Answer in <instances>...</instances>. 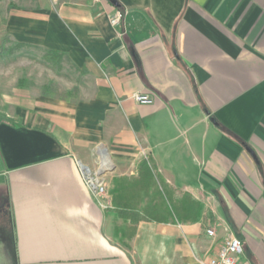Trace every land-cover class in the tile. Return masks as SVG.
Segmentation results:
<instances>
[{"label": "crops", "instance_id": "crops-1", "mask_svg": "<svg viewBox=\"0 0 264 264\" xmlns=\"http://www.w3.org/2000/svg\"><path fill=\"white\" fill-rule=\"evenodd\" d=\"M115 1H6L2 246L17 264H202L232 233L243 264H264V0ZM144 158L201 209L139 220L125 246L111 190Z\"/></svg>", "mask_w": 264, "mask_h": 264}, {"label": "trees", "instance_id": "trees-1", "mask_svg": "<svg viewBox=\"0 0 264 264\" xmlns=\"http://www.w3.org/2000/svg\"><path fill=\"white\" fill-rule=\"evenodd\" d=\"M111 195L115 218L121 220V224L114 226V235L125 246L131 240L139 220L167 221L176 218L185 221L189 220V217L181 213L191 211L193 207L198 211L201 209L200 204L187 195L174 202L170 189L160 176L153 172L149 158H144L139 163L137 176L117 179Z\"/></svg>", "mask_w": 264, "mask_h": 264}, {"label": "built area", "instance_id": "built-area-1", "mask_svg": "<svg viewBox=\"0 0 264 264\" xmlns=\"http://www.w3.org/2000/svg\"><path fill=\"white\" fill-rule=\"evenodd\" d=\"M122 12L116 11L111 17L110 22L116 24L120 21ZM131 97L138 103H149L152 98L145 92H134ZM82 177L90 191L99 198L103 207L108 206V193L106 190L105 179L97 171H92L88 167H81ZM208 236L215 237L216 231L211 226L205 228ZM243 247L240 239L232 233H227L221 238L214 254L210 255L202 264H243L240 257Z\"/></svg>", "mask_w": 264, "mask_h": 264}, {"label": "rangeland", "instance_id": "rangeland-1", "mask_svg": "<svg viewBox=\"0 0 264 264\" xmlns=\"http://www.w3.org/2000/svg\"><path fill=\"white\" fill-rule=\"evenodd\" d=\"M6 1L7 0H1V2H0V16L1 17H4L5 16ZM1 64L7 66L8 65V60H4L3 62H1ZM36 65H39V63H36ZM50 71H51V67H50ZM4 194H5L4 187H1V190H0V198H1V200H0V202L2 200H5V198L3 197ZM8 248H9L10 251L13 250V244H12L11 241L8 242Z\"/></svg>", "mask_w": 264, "mask_h": 264}, {"label": "flooded vegetation", "instance_id": "flooded-vegetation-1", "mask_svg": "<svg viewBox=\"0 0 264 264\" xmlns=\"http://www.w3.org/2000/svg\"><path fill=\"white\" fill-rule=\"evenodd\" d=\"M5 238L2 235L1 231H0V245L2 246V243L4 242ZM13 253H14V247L13 250H5V248L2 246L1 249V256L3 257V260H5V262L7 263H12L13 264Z\"/></svg>", "mask_w": 264, "mask_h": 264}, {"label": "water", "instance_id": "water-1", "mask_svg": "<svg viewBox=\"0 0 264 264\" xmlns=\"http://www.w3.org/2000/svg\"><path fill=\"white\" fill-rule=\"evenodd\" d=\"M109 1H111L112 3H116L115 0H109ZM0 264H12V263H7V262H5V260H3V257L1 256V250H0ZM13 264H17L15 249H14V253H13Z\"/></svg>", "mask_w": 264, "mask_h": 264}]
</instances>
